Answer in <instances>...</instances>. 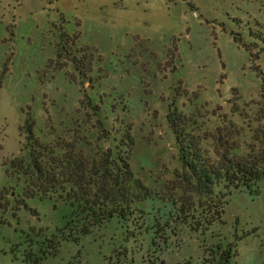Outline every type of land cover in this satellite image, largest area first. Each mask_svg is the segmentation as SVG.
I'll use <instances>...</instances> for the list:
<instances>
[{"label":"rangeland","instance_id":"374dc122","mask_svg":"<svg viewBox=\"0 0 264 264\" xmlns=\"http://www.w3.org/2000/svg\"><path fill=\"white\" fill-rule=\"evenodd\" d=\"M259 37L264 0H0V264H201L216 244L231 246L233 264H264V181L253 195L232 191L222 222L193 230L183 218L197 198L167 122L174 106L195 121L213 164L264 152ZM61 45L71 54L60 57ZM83 52L90 70L78 76L71 55ZM88 98L130 126L133 170L152 198L133 224L115 217L79 236L77 220L66 229L71 207L24 199L8 164L28 113L43 142L89 157L97 134Z\"/></svg>","mask_w":264,"mask_h":264},{"label":"trees","instance_id":"16d2710c","mask_svg":"<svg viewBox=\"0 0 264 264\" xmlns=\"http://www.w3.org/2000/svg\"><path fill=\"white\" fill-rule=\"evenodd\" d=\"M259 38L264 45V38ZM63 50L67 55L71 54L61 45L60 57ZM71 56L75 72L84 76L90 70L87 53L83 52L81 58ZM82 108L90 110L96 122L93 125L97 134L96 145L89 157L76 152L74 145L61 147L43 142L36 134L35 119L28 113L19 128L23 137L20 154L8 164L10 174L23 180L24 199L57 198L71 207L72 220L66 229L72 232L70 224L77 220L80 230L76 233L79 236L89 234L92 228L115 217L133 224L130 218L137 211V205L152 198L150 188L133 170L136 140L130 126L121 120L108 121L101 102L96 104L88 98ZM110 112L117 114L116 111ZM167 122L177 145L183 179L191 195L197 198L196 204L193 202L189 206L194 205L192 213L183 219L190 220L193 230L205 232L214 223L222 222L227 197L232 191L245 190L250 195L256 194L258 182L264 181V152L252 160L225 157L213 164L205 158L198 136L194 134L195 121L174 106L168 112ZM187 206L184 203L179 213H186ZM145 232L149 233V229ZM71 236L67 239H77ZM154 239L151 236L150 245L154 244ZM232 258L230 245L216 244L208 248V257H203L201 264H233ZM177 264L193 263L187 259Z\"/></svg>","mask_w":264,"mask_h":264}]
</instances>
